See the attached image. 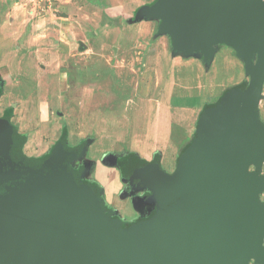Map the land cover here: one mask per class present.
I'll return each mask as SVG.
<instances>
[{
  "label": "water",
  "instance_id": "water-1",
  "mask_svg": "<svg viewBox=\"0 0 264 264\" xmlns=\"http://www.w3.org/2000/svg\"><path fill=\"white\" fill-rule=\"evenodd\" d=\"M144 18L208 65L216 46L233 49L250 84L201 116L173 174L138 162L132 178L167 210L128 227L73 170L84 144L68 149L64 135L48 159H28L0 117V264H264V0H158Z\"/></svg>",
  "mask_w": 264,
  "mask_h": 264
},
{
  "label": "rangeland",
  "instance_id": "rangeland-1",
  "mask_svg": "<svg viewBox=\"0 0 264 264\" xmlns=\"http://www.w3.org/2000/svg\"><path fill=\"white\" fill-rule=\"evenodd\" d=\"M152 1L0 0V117L11 112L28 159H48L64 135L68 149L84 144L73 170L81 167L82 181L102 190L107 212L129 223L167 209L156 191L133 188L121 161L154 164L163 152L170 171L161 167L173 174L177 146L193 143L201 111L250 84L233 49L216 46L208 65L203 55L176 51L171 34L159 37V22H136V10ZM74 32L77 47L64 52L59 45ZM258 111L264 123V89Z\"/></svg>",
  "mask_w": 264,
  "mask_h": 264
},
{
  "label": "crops",
  "instance_id": "crops-1",
  "mask_svg": "<svg viewBox=\"0 0 264 264\" xmlns=\"http://www.w3.org/2000/svg\"><path fill=\"white\" fill-rule=\"evenodd\" d=\"M158 0H153L152 2H150V3H148V5H152L153 3H156ZM137 16V15H136ZM138 17V16H137ZM136 17V18H137ZM70 19L71 20H76L75 19V17L73 16V15H70ZM145 19V20H144ZM144 19H142V20H144V21H152V22H159V25H160V21L159 20H148V19H146V18H144ZM136 22H140L141 20H138V19H136L135 20ZM73 24H74V21H73ZM46 34L47 33H45V32H43V36L44 37H46ZM169 37L167 34H161L159 37ZM79 35H78V33H76V32H74V35H73V37L72 38H69V39H66V40H64V42L62 43V44H60L59 45V47H61L63 50H64V52H69L71 49L73 50V49H75L77 46H76V43H78L79 41H78V39H79ZM48 45V44H47ZM49 46V45H48ZM83 47L84 48H86L87 47V45H85V44H83ZM74 51V50H73ZM190 59H197V60H199V61H203V58H202V56L200 55V54H194V55H191L190 56ZM202 112V111H201ZM200 112V113H201ZM199 113V114H200ZM198 123H199V120H198V122H197V124H196V127H198ZM196 130H197V128L195 129V131H194V133L196 132ZM172 132H174V134L175 133H178L179 131H178V129H177V127H175V126H173L172 127ZM194 133L193 134H191V137H184L186 140H185V143L186 142H190V141H192V139H193V137H194ZM175 135H173L172 136V138L173 139H171V141H174L175 140ZM185 146V145H184ZM184 146H182L181 144H178V146H177V151H178V153H177V156H176V160H175V165L173 166L174 168L173 169H175V167L177 166V163H178V157H179V155H180V153L182 152V150H183V148H184ZM176 147V146H175ZM164 152H165V150H164ZM164 153L162 152V158H161V165H162V167L166 170V171H170V169H168V168H166L165 167V165L163 164V162H164V160H163V158H164ZM152 158V157H151ZM150 158V159H151ZM152 160V159H151ZM151 160H147L148 162H151ZM142 186V185H141ZM144 188H140V189H137L138 191H141V189H150V188H148V187H146V186H143Z\"/></svg>",
  "mask_w": 264,
  "mask_h": 264
},
{
  "label": "trees",
  "instance_id": "trees-1",
  "mask_svg": "<svg viewBox=\"0 0 264 264\" xmlns=\"http://www.w3.org/2000/svg\"><path fill=\"white\" fill-rule=\"evenodd\" d=\"M153 5H155V3H153L152 5H145V6H143V7L138 8V9L136 10V12H135V15L139 16V15H143V14H145V12H147L148 10H150V9L153 7ZM160 26H161V24H160ZM160 26H159V29H160ZM242 86H246V83H242V84L239 85L237 88L242 87ZM235 89H236V88H235ZM231 90H234V88H233V89H229L225 94H227V93L230 92ZM0 95H1V90H0ZM211 108H212V106H206V107L202 110L201 116H202L207 110H209V109H211ZM201 116H200V118H201ZM5 117L11 118V117H12L11 112L8 111V112L5 114ZM200 118H199V120H200ZM198 124H199V123H198ZM195 133H196V132H195ZM195 136H196V134H195ZM195 136H194V137H195ZM189 145H190V144H189ZM189 145H187V147L183 149L182 154L187 150V148L189 147ZM158 153H159V152H158ZM182 154H181V155H182ZM128 158H129V157H128ZM131 158H136V157H131ZM157 158H158V160H159V162H160V159H161L160 154H157ZM134 162L138 163V162H141V161H139V159L136 158V159L134 160ZM110 212H111V211H110ZM128 224H129V223H126V222H125V225H126V226H127Z\"/></svg>",
  "mask_w": 264,
  "mask_h": 264
},
{
  "label": "flooded vegetation",
  "instance_id": "flooded-vegetation-1",
  "mask_svg": "<svg viewBox=\"0 0 264 264\" xmlns=\"http://www.w3.org/2000/svg\"><path fill=\"white\" fill-rule=\"evenodd\" d=\"M3 118V117H2ZM122 163H121V168L122 169H124V170H126V171H128L129 172V175L132 177V175H133V173L135 172V171H137L138 169H140V164L141 163H136V162H134V160H131V159H126V160H123V161H121ZM148 165H153V164H150V163H147ZM72 166H74V163H73V165ZM80 169H82L81 167L78 169V171H80ZM170 174V173H169ZM133 179V178H132ZM134 180V189H140L141 188V183H140V181L139 180H137V179H133ZM126 223H129V222H126ZM134 223H138V222H134ZM134 223H132V222H130L128 225H127V227L128 226H130L131 224H134ZM124 224H125V222H124ZM126 226V225H125Z\"/></svg>",
  "mask_w": 264,
  "mask_h": 264
}]
</instances>
